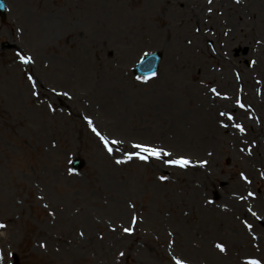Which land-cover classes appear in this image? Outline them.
<instances>
[{
  "label": "rangeland",
  "instance_id": "obj_1",
  "mask_svg": "<svg viewBox=\"0 0 264 264\" xmlns=\"http://www.w3.org/2000/svg\"><path fill=\"white\" fill-rule=\"evenodd\" d=\"M4 1L0 264H264V0Z\"/></svg>",
  "mask_w": 264,
  "mask_h": 264
},
{
  "label": "snow or ice",
  "instance_id": "obj_2",
  "mask_svg": "<svg viewBox=\"0 0 264 264\" xmlns=\"http://www.w3.org/2000/svg\"><path fill=\"white\" fill-rule=\"evenodd\" d=\"M209 3H212V0H208ZM239 2V0H237V3ZM21 63L27 64V63H31V59L30 58H26V57H21ZM29 79H31V77H29ZM216 90L213 89V92H215ZM217 95H219V93H217ZM225 99H227V97H225ZM241 107H243V105H240ZM221 115H224V113H221ZM228 119H232L231 116L228 117ZM89 125L92 124V122L89 120L88 121ZM236 127L238 128V130L240 132H244V128L240 125H236ZM93 132L96 133L97 136L100 137L101 141L104 143L106 150L108 151V153L111 155L113 152V148L110 145H119L121 142L119 140H112V141H108L105 137H103L94 127H93ZM132 147L134 149L137 150L136 152V159L142 160V161H147L149 158H155V159H160L162 156H171L170 152H166L162 149H158L155 147H151L148 145H143V144H133ZM128 159L131 160L133 159V156L131 154H129ZM116 163H122V161L117 160ZM171 166H176V167H180V168H186L189 165V161L187 159H178V160H171L169 161ZM249 195H251V193H249ZM253 215H255V213H253ZM6 227L3 224H0V228H4ZM124 231L127 234H131L130 229L125 228ZM42 247L44 245H41ZM216 247L221 251L224 252L225 248L222 245L217 244ZM121 256H123V253H121ZM176 264H182V262L180 260L176 261ZM248 264H259L258 261H249Z\"/></svg>",
  "mask_w": 264,
  "mask_h": 264
},
{
  "label": "bare ground",
  "instance_id": "obj_3",
  "mask_svg": "<svg viewBox=\"0 0 264 264\" xmlns=\"http://www.w3.org/2000/svg\"><path fill=\"white\" fill-rule=\"evenodd\" d=\"M238 201H239V198H238ZM234 203H235L236 206H238V204H242V203H238L236 200H234Z\"/></svg>",
  "mask_w": 264,
  "mask_h": 264
},
{
  "label": "water",
  "instance_id": "obj_4",
  "mask_svg": "<svg viewBox=\"0 0 264 264\" xmlns=\"http://www.w3.org/2000/svg\"><path fill=\"white\" fill-rule=\"evenodd\" d=\"M153 57H155V56L153 55V56H150L149 58H153ZM149 58H148V59H149Z\"/></svg>",
  "mask_w": 264,
  "mask_h": 264
}]
</instances>
